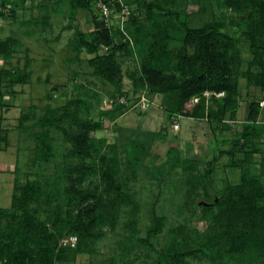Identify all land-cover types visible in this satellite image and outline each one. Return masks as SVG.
<instances>
[{
	"label": "trees",
	"instance_id": "1",
	"mask_svg": "<svg viewBox=\"0 0 264 264\" xmlns=\"http://www.w3.org/2000/svg\"><path fill=\"white\" fill-rule=\"evenodd\" d=\"M27 1L32 9L36 0H0V19L16 18ZM40 2L39 16L22 24L45 28L50 11L67 15L62 30L73 31L69 61L79 64L82 53L91 55L86 60L90 74L113 87L107 95L114 101L110 109L100 108L98 92L74 84L78 93L63 104L47 103L39 114L35 106L20 112L19 132L38 128L32 135L38 168L24 184L14 174L11 204L0 208V264H78L80 256L98 255V243L110 232L119 239L102 264H264V0ZM189 5L197 10L187 12ZM125 9L129 14H123ZM79 11L91 18L87 33L75 23ZM243 46L250 55L246 62ZM23 47L24 66H11L9 60ZM28 54L18 37L0 40V59L10 66H0L1 110L14 86L30 82ZM129 57L138 62L129 75L130 94L159 96L171 125L178 116L207 121L212 132L208 157L193 155L190 146L183 153L173 135L165 162L147 167L151 144L167 138V126L157 132L134 129L111 143L93 135L132 106L130 94L123 91L121 65ZM241 81L261 95L248 102L241 129L233 130ZM58 91L52 88L45 98ZM206 92L211 95L205 97ZM195 97L198 102L192 104ZM8 136L0 128L1 152L10 147ZM221 159L229 172L223 178L217 171ZM140 172L155 177L159 188L144 228L133 188ZM172 178L184 215L167 227L158 203ZM70 238L74 244H64Z\"/></svg>",
	"mask_w": 264,
	"mask_h": 264
},
{
	"label": "rangeland",
	"instance_id": "2",
	"mask_svg": "<svg viewBox=\"0 0 264 264\" xmlns=\"http://www.w3.org/2000/svg\"><path fill=\"white\" fill-rule=\"evenodd\" d=\"M40 4V0H36L33 5L34 7L31 9L32 3L27 1L25 8L17 12L16 18L0 19V40L8 36L20 38L24 46L29 49L28 56L31 59L30 68L32 71L29 84L14 86L13 93L6 95L4 98L6 106L2 110L0 109V128L8 131L10 144L8 150L0 151V165L14 166L12 176L4 170H0V179L4 181V187L0 188V208H8L11 204V194L15 179L14 174L18 175L19 183L24 184L27 180L34 179L33 175L38 168L36 163L33 162L35 142L32 136L34 132L38 131V128L30 127L29 131L25 133H21L17 129L18 117L23 109L35 106L36 114H39L41 108L47 103L52 107H57L63 104L66 99L78 93L77 90L73 89L74 84H81L82 87H88L98 92L101 95L100 108L110 109L114 101L107 95L113 90V87L90 74L91 69L88 67L86 60L91 58V55L85 52L82 53L79 64L76 61H69V59L74 57V54L67 47L68 40L72 37L73 31L62 30L67 24V15H54L50 11V25L45 28L41 26L25 27L22 24L31 17L39 16ZM196 10V5H189L187 8V12L189 13ZM90 19V16L86 12L79 11L75 23L81 31L87 33L92 28ZM229 31L231 32L230 28ZM24 55L23 47L9 60L10 65L23 67L25 64ZM241 55L245 62L250 58L246 46L242 47ZM121 65L124 73L123 91L130 94L132 93V85L129 75L138 66V62L136 59H131L130 57L122 58ZM0 66L10 68L2 59H0ZM46 78L49 80L48 83L44 82ZM54 87H58L59 91L52 92L51 99H46V93ZM240 91L242 101L233 130L241 129L242 123L246 118L248 102L252 98L261 95V92L257 89L246 88L243 81H241ZM130 95L129 99H131L132 106H129L124 115L114 122H106L103 130L94 132L93 135L95 137L106 138L108 143H111L114 139L120 138V134L122 137L130 135V132L134 129L144 132H157L162 127L167 126L169 131L167 138L163 141L156 140L151 144L149 158L146 163L147 167H159L165 162L168 148L174 145L173 135L178 136V142L175 145L177 144L183 153L190 146L193 155L200 156L201 158L208 157L212 132L207 121L181 117L175 120L179 124V130L175 132L171 124L168 123L165 113L160 108L161 98L159 96L149 98L144 91H139L135 96ZM142 97L147 98L144 103L139 104L138 102L142 101ZM137 98L139 101L136 103ZM93 115L97 119L96 113ZM54 136H57V134H54ZM59 141L58 139L55 143L58 147L61 146V142ZM262 148L264 149V146ZM255 160L258 162L259 158L255 157ZM224 163L225 160L223 159L218 163L217 171L219 178L229 176V172H224L222 169ZM50 169L51 166L48 167V171ZM139 176V181L134 184L133 188L138 193L141 202L140 227L144 228L147 224L151 203L155 200V195L158 194L159 188L157 187L155 177L142 172H140ZM169 178L170 176L167 179ZM172 180H175V178L170 179L168 181L169 184L162 187L161 199L158 203L159 211L167 217V227L181 222L184 215V213H181L182 209L180 210L182 202L181 192H175L171 184ZM118 239L119 237L116 234L108 233L106 238L97 245L98 255L92 257L87 255L80 256L76 263L102 264L107 257L114 254ZM68 240H64L63 242Z\"/></svg>",
	"mask_w": 264,
	"mask_h": 264
},
{
	"label": "built area",
	"instance_id": "3",
	"mask_svg": "<svg viewBox=\"0 0 264 264\" xmlns=\"http://www.w3.org/2000/svg\"><path fill=\"white\" fill-rule=\"evenodd\" d=\"M102 11H103V14L105 16L108 15V9L105 6H102ZM123 14L127 15V14H129V12L125 9L123 11ZM124 15L122 16V20L124 19ZM210 95H211V93H208V92L204 93L205 97H209ZM217 96H223V93H219V94H217ZM142 98H143L142 101L138 102L139 104L145 102L146 98H144V97H142ZM197 102H198V98L197 97L193 98L192 103L194 104V103H197ZM263 106H264V101H261L260 102V107H263ZM179 118H181V117L178 116L176 119H179ZM175 120H174V123L171 126H172L173 131L177 132L179 130V124L176 123ZM68 241L71 242V244L73 245L74 242H75V238H70ZM68 241L64 242V244L67 243Z\"/></svg>",
	"mask_w": 264,
	"mask_h": 264
},
{
	"label": "crops",
	"instance_id": "4",
	"mask_svg": "<svg viewBox=\"0 0 264 264\" xmlns=\"http://www.w3.org/2000/svg\"><path fill=\"white\" fill-rule=\"evenodd\" d=\"M9 149V148H8ZM13 169H14V166L13 165H9V166H6V165H0V170H4L5 172H7V173H9L10 174V176H12L11 174H12V172H13ZM11 180V179H10ZM4 181H3V179H0V188L2 187H4ZM11 183V182H10Z\"/></svg>",
	"mask_w": 264,
	"mask_h": 264
}]
</instances>
